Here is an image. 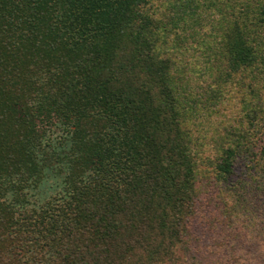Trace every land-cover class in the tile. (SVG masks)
<instances>
[{
  "label": "trees",
  "instance_id": "16d2710c",
  "mask_svg": "<svg viewBox=\"0 0 264 264\" xmlns=\"http://www.w3.org/2000/svg\"><path fill=\"white\" fill-rule=\"evenodd\" d=\"M263 138L264 0H0V264H264Z\"/></svg>",
  "mask_w": 264,
  "mask_h": 264
},
{
  "label": "rangeland",
  "instance_id": "374dc122",
  "mask_svg": "<svg viewBox=\"0 0 264 264\" xmlns=\"http://www.w3.org/2000/svg\"><path fill=\"white\" fill-rule=\"evenodd\" d=\"M166 5L167 6H165V11H164L165 17L180 19V16L179 17L177 16L178 14L177 15L174 14L175 12H177L178 6L176 4H172V3L171 4H166ZM166 21H170V20H164L165 23H166ZM157 51H159L158 53H162V51L160 49H157ZM195 61H197V64H196V66H197L199 64V60L195 59ZM189 84L193 85L195 83H189ZM198 85L200 87H203V89H205V87H204L205 83H198ZM203 89H198L197 92L200 93L201 92L200 90H203ZM203 93H205V92H203ZM225 96L228 97V98H231V96L235 97L236 95L230 94V95H225ZM225 113H226V109H224L223 112H219V113L213 115V117H212L213 126L210 125L211 126V128H210L211 131H212V129H214L216 127L217 124H220L222 122L221 120H223L225 118ZM257 144H258L259 147H261L264 144V138L260 139V141ZM249 178H250V172L246 169L245 164L243 162L237 163L236 166H235V170H234L233 180L236 181V182H241V181L243 182V181H248ZM204 241H205V245L208 246V247L214 245L211 242V240H209V238H207V239L204 238ZM185 256H186V260H187L185 264H188V253L185 254ZM219 256H220V260H219ZM228 259L229 258H228V256L225 253L216 254L213 257H210L211 261L209 262V264H227L226 262H227Z\"/></svg>",
  "mask_w": 264,
  "mask_h": 264
}]
</instances>
